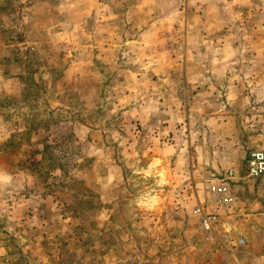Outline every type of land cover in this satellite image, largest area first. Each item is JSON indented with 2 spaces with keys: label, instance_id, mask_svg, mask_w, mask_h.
Returning <instances> with one entry per match:
<instances>
[{
  "label": "rangeland",
  "instance_id": "1",
  "mask_svg": "<svg viewBox=\"0 0 264 264\" xmlns=\"http://www.w3.org/2000/svg\"><path fill=\"white\" fill-rule=\"evenodd\" d=\"M253 150L264 0H0V264H212L197 204L264 257Z\"/></svg>",
  "mask_w": 264,
  "mask_h": 264
},
{
  "label": "built area",
  "instance_id": "2",
  "mask_svg": "<svg viewBox=\"0 0 264 264\" xmlns=\"http://www.w3.org/2000/svg\"><path fill=\"white\" fill-rule=\"evenodd\" d=\"M246 176L257 179L264 176V151L253 150L249 153L245 162ZM234 180L233 171L227 172L226 179L212 181L209 184L210 193L216 198L217 203L224 205L230 210L235 206L236 200L231 192L229 181ZM193 215L197 219L198 230L207 238L218 239L220 249L226 254V260L223 264H241L236 255L240 249L246 245L244 238L234 237L233 230L223 216L206 211L203 205L197 204L192 209ZM237 214L228 213L229 218L236 219ZM219 234V235H218ZM212 264H219L212 262Z\"/></svg>",
  "mask_w": 264,
  "mask_h": 264
},
{
  "label": "crops",
  "instance_id": "3",
  "mask_svg": "<svg viewBox=\"0 0 264 264\" xmlns=\"http://www.w3.org/2000/svg\"><path fill=\"white\" fill-rule=\"evenodd\" d=\"M245 247H246V245L243 248H245ZM242 251H244V252H242ZM254 252H257L255 247L253 249H251L250 247L249 248H245L244 250L238 251V253L236 255V259L241 264H245V263L246 264H249V263L250 264H261V263H263L264 262V257H261V256L255 254ZM226 258H227L226 254L223 253L221 256H217L215 259L214 258H212V259H213V262H217L219 264H223L225 262Z\"/></svg>",
  "mask_w": 264,
  "mask_h": 264
}]
</instances>
